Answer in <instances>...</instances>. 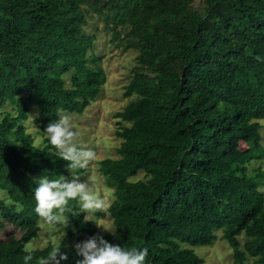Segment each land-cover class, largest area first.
I'll use <instances>...</instances> for the list:
<instances>
[{
    "label": "trees",
    "instance_id": "obj_1",
    "mask_svg": "<svg viewBox=\"0 0 264 264\" xmlns=\"http://www.w3.org/2000/svg\"><path fill=\"white\" fill-rule=\"evenodd\" d=\"M195 1L0 0V110H17L0 121V231L21 233L0 240V264H24L25 243L42 230L34 180L71 174L47 139L34 144L30 110L45 132L61 112L83 114L107 82L86 30L91 14L139 51L140 65L124 92L136 99L116 114L129 124L117 131L119 158L99 162L114 194L115 230L104 239L147 248L145 264H202L194 248L221 232L234 264H264V170H250L264 160V0H201L203 12ZM64 215L67 237L36 258L62 244L60 264L83 259L68 241L98 235L99 225L77 201Z\"/></svg>",
    "mask_w": 264,
    "mask_h": 264
},
{
    "label": "rangeland",
    "instance_id": "obj_2",
    "mask_svg": "<svg viewBox=\"0 0 264 264\" xmlns=\"http://www.w3.org/2000/svg\"><path fill=\"white\" fill-rule=\"evenodd\" d=\"M193 7L201 12L204 11V5L201 0H196L193 3ZM89 24L86 30L91 35H95V54L97 56H103L101 66L103 67L107 82L104 85L99 98L81 115L70 114L72 116L74 127L80 133V141L83 146L94 150L97 153V159L85 169V173L78 174L81 182L85 181L87 177L92 176L96 181L97 192L106 197L109 204L102 211L106 214V218H98L97 212L89 213L88 218L94 219L99 225V234H112L114 233V226L111 217L109 216L107 209L114 200L113 190L106 186L105 179L99 171V162L113 158L118 159V149L121 146L122 139L117 136V131L121 126L129 125L116 118V114L122 111L129 103L136 98H126L124 96L125 87L130 82V79L138 69V55L139 51L136 49H127L126 45L119 40H115L111 26L107 25L104 20L93 16L92 14L88 20ZM67 86H70V76L65 77ZM17 114L16 108L11 105H7L0 110V121L3 119L5 113ZM36 112L31 109L30 115L36 117ZM35 117L29 116V119L25 122L27 132L34 138V144L40 146L44 144L47 139L43 134L42 129L34 123ZM262 124V144L264 146V119L260 121ZM243 150L247 149L245 144L241 145ZM264 170V160L253 162L250 166V170L253 171L257 168ZM142 173L138 174L134 179H143ZM69 181L72 179V173L67 178ZM264 193V188H262ZM7 196V192L0 190V199H4ZM41 232L39 236L32 240L35 249H43L48 244L59 245L64 241L68 235L67 227L63 224L49 225L44 221L40 222ZM69 225V221H68ZM111 232H106L104 229ZM14 231L15 234L20 237L21 233L18 229L7 225V228L0 231V240L6 239L8 233ZM66 233V235H65ZM216 242L209 247L200 246L194 248L195 253L204 260L202 264H234L233 249L228 242L222 238V233H217ZM242 247L244 244V238H240ZM80 243L78 235L74 233L73 237L69 239L68 245L75 246ZM253 260L248 259L247 264H252Z\"/></svg>",
    "mask_w": 264,
    "mask_h": 264
},
{
    "label": "clouds",
    "instance_id": "obj_3",
    "mask_svg": "<svg viewBox=\"0 0 264 264\" xmlns=\"http://www.w3.org/2000/svg\"><path fill=\"white\" fill-rule=\"evenodd\" d=\"M257 59L259 60V57ZM43 134L55 148V155L68 162L72 179L69 181L64 176L50 179L44 175L34 180L37 184L34 189L35 213L49 225L63 224L68 227V218L64 213L68 210L70 201L79 203L82 212L87 214L85 221L88 220L89 213L103 211L109 202L97 192L94 177L89 176L81 182L77 174V170L87 169L97 159V153L83 146L72 116L67 113L59 114L58 119L50 123ZM104 231L111 232L107 229ZM75 247L78 254L83 257L79 264H145L148 256L147 248L114 245L99 234L76 244ZM61 248L62 244L53 248L47 256L36 258L34 244L28 241L23 249L24 264H31L34 259L36 264H60L61 260L68 259L67 255L61 253Z\"/></svg>",
    "mask_w": 264,
    "mask_h": 264
}]
</instances>
